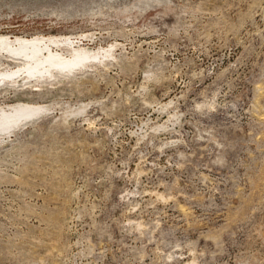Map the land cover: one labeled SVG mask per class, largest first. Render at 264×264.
Wrapping results in <instances>:
<instances>
[{
    "label": "rangeland",
    "instance_id": "1",
    "mask_svg": "<svg viewBox=\"0 0 264 264\" xmlns=\"http://www.w3.org/2000/svg\"><path fill=\"white\" fill-rule=\"evenodd\" d=\"M0 33L118 44L0 86L51 108L0 143V264H264V0H0Z\"/></svg>",
    "mask_w": 264,
    "mask_h": 264
},
{
    "label": "bare ground",
    "instance_id": "2",
    "mask_svg": "<svg viewBox=\"0 0 264 264\" xmlns=\"http://www.w3.org/2000/svg\"><path fill=\"white\" fill-rule=\"evenodd\" d=\"M84 38V33H39L30 36L0 33V86L17 89L29 87L37 91L44 83H53L59 77L101 70L118 60L116 42L92 48L84 42ZM11 64L14 66L9 67ZM50 109L39 102L1 104L0 143L15 127L50 113ZM83 109L81 106L75 112L80 113Z\"/></svg>",
    "mask_w": 264,
    "mask_h": 264
}]
</instances>
